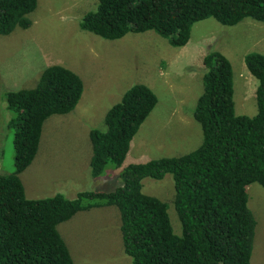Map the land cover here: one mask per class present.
Listing matches in <instances>:
<instances>
[{
    "label": "trees",
    "instance_id": "trees-1",
    "mask_svg": "<svg viewBox=\"0 0 264 264\" xmlns=\"http://www.w3.org/2000/svg\"><path fill=\"white\" fill-rule=\"evenodd\" d=\"M38 2L0 0V35L31 27ZM211 17L225 25L247 18L264 22V0H99L80 26L110 40L153 30L182 47L194 24ZM245 63L258 80L255 115L236 112L233 65L223 52L210 50L193 113L203 130L202 143L180 156L130 163L120 171L122 185L84 190L75 198L61 193L29 198L20 174L37 155L46 120L70 113L80 102L82 77L52 64L35 87L8 90L15 171L0 174V264H75L58 225L79 211L109 205L120 211L124 251L132 264H251L257 220L248 205V186H264V53L248 52ZM157 103L155 91L137 83L109 108L105 128L90 130L91 176H102L110 164L114 169L123 165ZM169 173L181 234L168 203L143 191L144 178L163 179Z\"/></svg>",
    "mask_w": 264,
    "mask_h": 264
},
{
    "label": "rangeland",
    "instance_id": "rangeland-1",
    "mask_svg": "<svg viewBox=\"0 0 264 264\" xmlns=\"http://www.w3.org/2000/svg\"><path fill=\"white\" fill-rule=\"evenodd\" d=\"M98 2L39 0L30 14L31 27L0 35V174L15 171V129L9 125L12 113L6 92L35 87L52 64L72 69L84 82L76 108L51 115L43 125L37 155L20 174L29 198L57 193L75 198L84 190L110 191L122 185L120 171L130 163L180 156L197 148L203 130L193 113L203 91L204 57L210 50L223 52L233 65L236 112L250 116L258 112V80L247 69L245 55L264 53V22L247 18L225 25L206 18L194 24L189 42L182 47L171 45L153 30L110 40L80 26ZM137 83L151 87L158 103L134 136L123 165L114 169L110 164L94 178L88 163L90 130L105 128L109 108ZM143 191L168 203L174 229L181 234L173 175L144 178ZM248 195L257 220L251 264H264V186L251 183ZM120 225L119 209L109 205L79 211L58 229L75 264H132L124 251Z\"/></svg>",
    "mask_w": 264,
    "mask_h": 264
},
{
    "label": "crops",
    "instance_id": "crops-1",
    "mask_svg": "<svg viewBox=\"0 0 264 264\" xmlns=\"http://www.w3.org/2000/svg\"><path fill=\"white\" fill-rule=\"evenodd\" d=\"M89 163V162H88ZM26 193H27V191H26Z\"/></svg>",
    "mask_w": 264,
    "mask_h": 264
}]
</instances>
